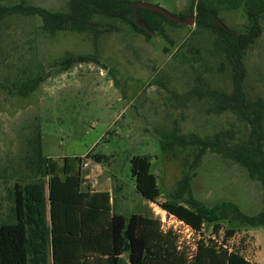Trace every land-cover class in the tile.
Masks as SVG:
<instances>
[{"label": "rangeland", "instance_id": "obj_1", "mask_svg": "<svg viewBox=\"0 0 264 264\" xmlns=\"http://www.w3.org/2000/svg\"><path fill=\"white\" fill-rule=\"evenodd\" d=\"M18 1L51 11H65L68 3L0 0V4ZM131 1L158 5L175 16L182 13L187 19H195L189 8L192 0ZM220 17L236 31H242L247 22L243 5L221 6ZM134 19L142 24L137 16ZM102 22L107 25L102 27L96 43L91 34H39L35 41L37 52L21 50L20 60L13 52L4 53V58L14 64L21 61L22 69H29L30 59H37L44 78L26 98L0 91V222L13 220V184L33 168L37 133L43 157H52L59 163L67 157L69 163H78L74 157L81 156V164L88 163L82 169L91 173L94 188L108 185L117 211L125 215L141 212L158 219L160 215L167 217L158 205L146 204L135 190L130 170L133 155L150 157L151 170L157 175L161 190L159 201L177 196L178 181L183 180L186 188L178 199L182 202L196 200L211 206L231 200L244 214L255 215L261 207L263 189L238 163L214 152L198 157L185 145H167L175 125L180 134L206 136L235 122L230 112H210L208 98L195 94L206 89H231V66L215 49L214 35L209 31L190 32L195 29V22L186 27L165 24L172 45L159 35L146 38L121 20ZM39 23L33 19H20L16 25L8 22L12 26L9 31L19 28L21 32L8 35L7 46L16 39L22 42L23 31L32 30ZM262 26L261 35L244 56L243 66L246 96L264 101V20ZM166 46L167 52L163 50ZM68 53L72 57L89 55L93 60L59 65ZM50 57L55 59L51 67ZM11 80L12 76L6 78V70L1 69L0 81L9 85ZM89 150L108 159L101 163L86 159ZM232 220L222 224L218 240H222L227 228L234 226L235 232L226 244L238 248L255 264H264V227ZM202 235L213 238L211 226L204 227ZM190 237L183 239L182 247H191L198 241L196 233Z\"/></svg>", "mask_w": 264, "mask_h": 264}, {"label": "trees", "instance_id": "obj_2", "mask_svg": "<svg viewBox=\"0 0 264 264\" xmlns=\"http://www.w3.org/2000/svg\"><path fill=\"white\" fill-rule=\"evenodd\" d=\"M132 3L131 0H68L65 11H51L24 1L0 4V70H6V78L12 76L9 85L4 83L5 80L0 81V91L26 98L38 88L44 76L37 59H30L31 67L22 69L21 61L14 64L3 55L13 52L20 60L21 50L37 52L35 41L39 34L46 37L60 32L91 34L96 43L102 27L107 25L102 21L117 19L146 38L159 35L167 44L173 45L165 24L187 26L158 11L133 8ZM223 5L229 8L243 5L247 22L242 31L230 28L220 17ZM189 8L195 13V29L190 32H211L215 49L231 66L229 92L206 89L201 93L195 91V94L201 99L208 98L210 112H230L235 122L206 136L194 132L180 134L175 125L167 145H185L198 157L214 152L238 163L262 186L260 210L255 215L244 214L231 200L211 206L196 200L182 202L178 199L186 188L183 180L178 181L177 196L159 201L161 190L157 175L151 170L150 157L133 155L130 170L135 190L144 200L158 205L168 216L182 221L198 235L194 250L179 247V235L172 229L164 231L160 219L141 212L120 213L115 201L110 200L108 191H94L82 169L81 156L74 157L78 163H69L67 157L62 163L52 157H43L40 134L37 133L38 146L31 161L33 168L31 166L30 173L13 184V220L0 222V264H255L238 248L226 244L235 232L234 226L224 231L221 241L218 239L222 224L230 223L232 219L243 221L248 226L264 227V101L260 98L251 100L246 96L243 66L247 50L263 30L264 0H192ZM134 16L141 19V25L137 24ZM179 16L187 17L182 13ZM20 19H33L40 23L32 30L23 31L25 38L22 42L16 39L7 46V36L21 32L14 27L9 31L12 26L8 22L16 25ZM168 49V46L163 48L166 52ZM191 50L187 48L188 52ZM53 58L48 60L49 67L55 63ZM76 60L91 61L93 58L69 54L58 64L66 66ZM84 157L96 163L108 159L103 154H93L92 150ZM209 226L214 237L205 239L203 228Z\"/></svg>", "mask_w": 264, "mask_h": 264}, {"label": "built area", "instance_id": "obj_3", "mask_svg": "<svg viewBox=\"0 0 264 264\" xmlns=\"http://www.w3.org/2000/svg\"><path fill=\"white\" fill-rule=\"evenodd\" d=\"M82 165L83 166H87L88 163L86 162V163H83ZM167 217L164 216V215H160L161 228L164 231L169 230V229H172L174 232H176L179 235V240H178L179 247H182V245L185 244L183 239L184 238H186V240L191 239L190 236L194 232H193V230L188 225H186L182 221L178 220L174 216H171V215L168 216L167 215ZM181 234H183V236H181ZM190 248L192 250H194L195 243L192 244V246Z\"/></svg>", "mask_w": 264, "mask_h": 264}, {"label": "water", "instance_id": "obj_4", "mask_svg": "<svg viewBox=\"0 0 264 264\" xmlns=\"http://www.w3.org/2000/svg\"><path fill=\"white\" fill-rule=\"evenodd\" d=\"M132 7L133 8L143 7L146 9L158 11V12L162 13L163 15H165L167 18H169L175 22H178V23L191 24L193 22V19L187 20V19H183L179 16H175V15L169 13L167 10H165L164 8H162L158 5H152V4H148V3H144V2H137V3H133ZM217 21H219V20H217Z\"/></svg>", "mask_w": 264, "mask_h": 264}, {"label": "crops", "instance_id": "obj_5", "mask_svg": "<svg viewBox=\"0 0 264 264\" xmlns=\"http://www.w3.org/2000/svg\"><path fill=\"white\" fill-rule=\"evenodd\" d=\"M86 154V153H85ZM96 170H99L97 167L95 168ZM86 177L88 178V179H90V182H91V186H92V188H93V190L94 191H108L109 192V194H110V200L112 201H114V198H113V195H112V193H111V191H110V188L108 187V185H105L102 189H95L94 188V185H93V182H92V177H91V173L90 174H88L87 173V175H86ZM93 177H95V175L93 176ZM143 201L146 203V204H151V202H148V201H146V200H144L143 199Z\"/></svg>", "mask_w": 264, "mask_h": 264}, {"label": "flooded vegetation", "instance_id": "obj_6", "mask_svg": "<svg viewBox=\"0 0 264 264\" xmlns=\"http://www.w3.org/2000/svg\"><path fill=\"white\" fill-rule=\"evenodd\" d=\"M180 17V16H179ZM188 17V16H187ZM187 17L186 18H183V19H187ZM187 20H190V19H187ZM195 20V19H194ZM194 20H193V22L192 23H194ZM178 23V22H177ZM184 24H186V23H184ZM186 25H190V24H186Z\"/></svg>", "mask_w": 264, "mask_h": 264}]
</instances>
